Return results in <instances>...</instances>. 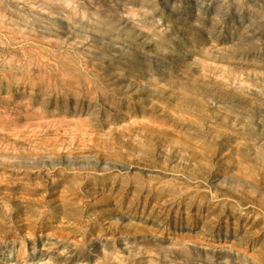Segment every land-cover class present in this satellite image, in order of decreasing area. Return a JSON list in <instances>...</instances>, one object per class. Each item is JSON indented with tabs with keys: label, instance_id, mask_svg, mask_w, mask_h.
I'll return each instance as SVG.
<instances>
[{
	"label": "rangeland",
	"instance_id": "374dc122",
	"mask_svg": "<svg viewBox=\"0 0 264 264\" xmlns=\"http://www.w3.org/2000/svg\"><path fill=\"white\" fill-rule=\"evenodd\" d=\"M0 264H264V0H0Z\"/></svg>",
	"mask_w": 264,
	"mask_h": 264
}]
</instances>
